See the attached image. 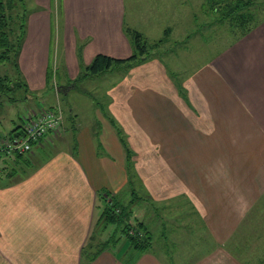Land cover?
I'll return each instance as SVG.
<instances>
[{
	"label": "crops",
	"instance_id": "crops-1",
	"mask_svg": "<svg viewBox=\"0 0 264 264\" xmlns=\"http://www.w3.org/2000/svg\"><path fill=\"white\" fill-rule=\"evenodd\" d=\"M65 1V48L84 51L87 63L100 53L127 59L121 56L133 48L127 29L149 39L153 31L164 33L174 25L164 22L161 29L158 21L167 18L162 13L167 5L157 6L160 14L152 16L145 0ZM184 2L188 6L192 0ZM178 10L182 13L184 5L178 4ZM30 23L31 39L23 44L20 65L29 81L42 87L49 81L53 40L57 46L60 31L47 13ZM232 47V54L228 50L203 70L180 74L179 86L157 61L151 63V74H112L108 93L114 118L102 117L97 134L78 115H66L70 125L55 137L64 143L68 134H77L73 152L78 159L69 150L72 144L42 147L28 154L29 160L43 161L41 168L0 185V264H166L164 250L142 255L118 244L103 250L104 241L87 246L92 225L98 226L102 214L101 193L115 198L129 193L126 203L132 199L127 170L131 150L137 153L136 175L154 200L187 197L203 220L191 233L194 260L183 264H244L225 243L246 215V203L237 202V196L247 195L246 180L254 177L244 163L253 154H258L264 177V19ZM66 74L65 80L58 71L52 78L58 101L53 107L60 105L62 94L82 91L74 83L80 72L72 68ZM247 101L251 106H244ZM120 125L128 146L120 138ZM94 136L103 153L97 152ZM50 148L56 152L47 153ZM204 228L210 232L197 235Z\"/></svg>",
	"mask_w": 264,
	"mask_h": 264
},
{
	"label": "rangeland",
	"instance_id": "rangeland-1",
	"mask_svg": "<svg viewBox=\"0 0 264 264\" xmlns=\"http://www.w3.org/2000/svg\"><path fill=\"white\" fill-rule=\"evenodd\" d=\"M13 1L14 0H11L10 2V0H7L6 7L12 8L14 6ZM145 1L151 4L152 16H154V14H160L157 10L158 7L162 8L167 5V12L162 8V13L164 15L168 14L167 18L162 22L161 17L158 21L161 29L164 22L174 24L168 27L171 29V33L166 42L154 49L151 48L149 50L150 55L145 59L139 57L136 61H129L120 67H114L111 73L108 71L93 76L88 75L92 72L89 69L92 62L87 63L85 61V57L83 56L84 51H81V49L68 51L65 48L64 38L68 25L65 0H52L51 3L48 2V0H16L15 7L17 6L18 11L21 12L22 10V12L26 13V26L24 31L25 46H27L31 39L30 29L33 25H31L30 22L44 13L49 14V17L52 19L53 28L59 29L60 41L59 44L55 46L56 40H53L52 49L54 50H52L50 54L51 60L48 69L49 81L42 87L38 84L34 85V82L32 83L29 81L27 71L20 65L22 59L21 53L16 57L17 59L14 58L15 63L18 61L16 66H13L11 63H0V78H6V75H8L11 77L14 85L12 86L13 88H3L0 92V134L7 135L17 128L21 130L23 124L22 116L23 113H25V108H35L37 106V101L45 106L53 107V104H57L58 101H56L57 96L53 90L52 78L58 71L60 80H65V76H68L66 73H69V69L72 68L80 72V77L77 79L78 83L76 81H74V83H76L82 91H72L68 94H62L60 105L62 106L61 110L64 123L62 126L63 131L61 132L63 134L66 131V127L70 125V119H68L69 117L67 116L78 115L80 121L87 125L88 129L94 130V133L97 134L100 132V127L103 125L102 117L108 121L114 118L109 106L110 94L108 93V79L112 74L121 76L130 75L132 72H134L135 76L151 74L154 69L151 63L157 61L162 64V67L166 68L173 83L179 86L180 83L178 79H180L181 75L186 77L194 72L195 68H198V71H200L204 69V66L210 65L213 61H218L225 52L233 49L234 47L232 46L236 45L244 36H248L252 28L264 19V0H254L255 5L250 11L255 19L249 21L245 26H237V24L231 20L223 23L216 22L215 17L210 13L207 14L205 11L203 5L206 0H192L191 4L188 2L190 4L188 6L185 4L184 0H166L167 3H162V0ZM178 4L184 5V11L182 13L178 10ZM164 33L155 30L150 35H147L149 39H146L150 44H153L155 41L164 38ZM129 37L131 41H133V48L130 54L126 53L125 55H121L124 56V58L139 54L135 46L134 38L130 34ZM233 51L230 50V54H232ZM244 54L245 56L249 55L246 51H244ZM73 56H77L76 61H74ZM239 57L240 56H236V58ZM60 82L61 85H66L68 81ZM60 105L58 104L55 107ZM244 106H251V102H245ZM71 109L74 111L72 115L70 114ZM90 125L93 126L91 127ZM122 127L121 125L118 126L120 129L119 135L124 145L128 146L125 134L126 131L124 128L122 129ZM118 128H115L116 131ZM91 134L93 135V133ZM73 135L76 137L77 134L74 133ZM73 135L68 134V142L64 143L62 140L57 141V138L54 137L52 141L45 143L43 147L46 149L47 146L51 147V145H54L59 148H66L68 144H72L73 146L70 147L69 150L73 154V150L76 148L73 144V140L75 139ZM94 143L95 146L98 147L97 152L103 153L105 148L103 146L100 148L98 136H94ZM37 149L39 148L34 147V150ZM48 151L47 153L51 154L56 152L54 148H50ZM130 154L131 156L127 160V170L130 180L128 186L131 188V193L134 190L136 191L138 201L135 205V213L137 217L141 218V220L148 225L153 234L152 249H150L148 253L153 254V252L155 253L157 250L161 252L164 250L167 254L166 257H164L166 264H183V261L194 260L191 251L195 250L193 246L196 243L192 241L191 233L200 229L203 222L202 218L187 197H174L168 199L166 202L154 200L146 185H144L141 179L136 175V151L131 150ZM42 156L46 158L45 154H42ZM257 156L258 154H253L249 157L248 161L244 162L247 168L250 164L248 173L253 174L254 177H248L246 180V184H248L247 195L241 193L237 196V202L246 203V215H244L243 221L236 228L231 238H229L226 243L224 242L225 247L230 250L232 256L244 264H264V177L262 175L263 170L260 168L262 163L256 159ZM74 157L78 159L77 153H74ZM1 161L2 158L0 159V165L3 166ZM34 161L35 164L31 167L25 166L26 168H24L23 164L20 165V167L13 166L19 172V177L23 176L25 173L30 174L32 168L37 169L44 165L43 161H36L34 158L31 160V164ZM21 167L25 169L24 172ZM250 169L253 170V173ZM6 180L7 179L3 180V182L1 181L0 185L7 184ZM231 186L233 185L231 184ZM123 196L126 197V199ZM105 197L109 203L113 202L111 195L108 196L105 194ZM118 197L119 200L126 203L130 194L127 193ZM244 197H246V200ZM104 225L105 224H98V226L97 224L92 225L87 246L91 242L95 247L98 243L110 239L112 246L115 247L116 244H113V239L114 242H117L120 238L119 247L122 250H132L129 242L125 238V233H121V228L119 229L112 225L105 227ZM209 232V230L204 228L200 230L197 235L207 234ZM130 233L134 234V231ZM231 233H233V231H231ZM98 235H100L101 238ZM90 239H92L93 242L90 241ZM142 255H145V253ZM85 256H87L86 250L84 252V258ZM179 256L180 259L177 261V257ZM181 258L183 259L181 260Z\"/></svg>",
	"mask_w": 264,
	"mask_h": 264
},
{
	"label": "trees",
	"instance_id": "trees-1",
	"mask_svg": "<svg viewBox=\"0 0 264 264\" xmlns=\"http://www.w3.org/2000/svg\"><path fill=\"white\" fill-rule=\"evenodd\" d=\"M6 1L7 0H0V63H11L13 66H16L18 61L16 60L17 63H15L14 58L20 55L24 44L26 13L22 12V10L21 12L18 11L17 6L15 7L16 0L13 1L14 6L12 8L6 7ZM254 5V0H206L203 6L207 14L210 13L215 17L216 22L223 23L231 20L234 21L237 26H245L249 21L255 19L250 11ZM127 32L134 38L135 46L139 54H135L127 59L114 58L102 53L97 54L89 68L92 72L88 75L97 76L113 70L114 67H120L129 61H136L139 57L144 59L147 58L150 55L149 50L151 48L154 49L166 42L171 33V29H166L164 38L155 41L153 44H150L146 37L136 30L127 29ZM7 76L8 75H6V78H0V92L3 88L11 89L13 88L12 86H14L11 77ZM21 132L22 127L21 130L17 128L7 135L15 137L20 135ZM1 158L3 166L0 165V173L2 172L0 174V181L5 179L11 180L18 176L19 172L13 166L20 167L22 164L24 168H26L25 166H33L31 160H29L28 154H4L0 156V159ZM21 169L24 172L25 169H23V167H21ZM105 194L110 196V193L106 191L100 195L102 197L103 207L101 217L98 218L97 223L105 224V227L112 225L119 229L121 228V233H125V238L133 251L139 254L150 252V249H152L153 234L148 225L137 217L132 209V205L138 201L136 193L132 191V199L129 203H124L112 196L113 202L109 203L106 200ZM131 231H134V234H131ZM119 240L120 238L118 241L116 240L117 242H114L113 239V244H119ZM111 245V240H106L103 245V250Z\"/></svg>",
	"mask_w": 264,
	"mask_h": 264
},
{
	"label": "built area",
	"instance_id": "built-area-1",
	"mask_svg": "<svg viewBox=\"0 0 264 264\" xmlns=\"http://www.w3.org/2000/svg\"><path fill=\"white\" fill-rule=\"evenodd\" d=\"M62 114L59 106H45L42 103L35 108H25L21 134L15 137L0 135V156L29 154L34 152V147L42 148L62 130Z\"/></svg>",
	"mask_w": 264,
	"mask_h": 264
}]
</instances>
